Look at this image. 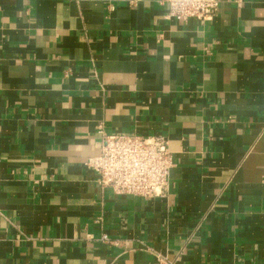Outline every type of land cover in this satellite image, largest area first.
Wrapping results in <instances>:
<instances>
[{
	"label": "crops",
	"instance_id": "crops-1",
	"mask_svg": "<svg viewBox=\"0 0 264 264\" xmlns=\"http://www.w3.org/2000/svg\"><path fill=\"white\" fill-rule=\"evenodd\" d=\"M166 14L0 0V264H264V0ZM99 126L166 136L162 196L97 183Z\"/></svg>",
	"mask_w": 264,
	"mask_h": 264
},
{
	"label": "built area",
	"instance_id": "built-area-1",
	"mask_svg": "<svg viewBox=\"0 0 264 264\" xmlns=\"http://www.w3.org/2000/svg\"><path fill=\"white\" fill-rule=\"evenodd\" d=\"M167 18L186 21L189 18L210 20L219 8V0H163ZM101 150L85 161L93 170L97 183L115 194L143 198L162 196L168 188L173 155L163 134L133 136L105 134L101 126ZM107 240L106 235L102 236Z\"/></svg>",
	"mask_w": 264,
	"mask_h": 264
}]
</instances>
